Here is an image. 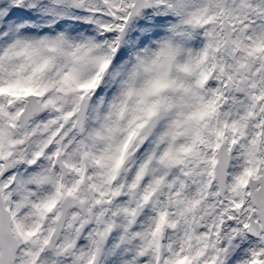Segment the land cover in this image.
I'll return each instance as SVG.
<instances>
[{"label": "snow or ice", "instance_id": "1", "mask_svg": "<svg viewBox=\"0 0 264 264\" xmlns=\"http://www.w3.org/2000/svg\"><path fill=\"white\" fill-rule=\"evenodd\" d=\"M0 264H264V0H0Z\"/></svg>", "mask_w": 264, "mask_h": 264}]
</instances>
